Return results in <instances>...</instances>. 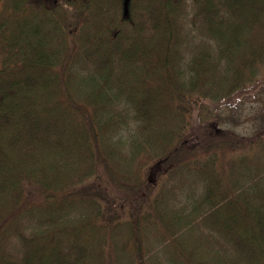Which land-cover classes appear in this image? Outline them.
Returning <instances> with one entry per match:
<instances>
[{
    "label": "trees",
    "instance_id": "16d2710c",
    "mask_svg": "<svg viewBox=\"0 0 264 264\" xmlns=\"http://www.w3.org/2000/svg\"><path fill=\"white\" fill-rule=\"evenodd\" d=\"M258 88L264 0H0V264H264Z\"/></svg>",
    "mask_w": 264,
    "mask_h": 264
},
{
    "label": "rangeland",
    "instance_id": "374dc122",
    "mask_svg": "<svg viewBox=\"0 0 264 264\" xmlns=\"http://www.w3.org/2000/svg\"><path fill=\"white\" fill-rule=\"evenodd\" d=\"M263 86V85H262ZM261 86V87H262ZM260 89H254L251 92H247V94H243L242 101L237 102V109L235 108L233 111L226 112L225 108H222L220 110L221 115L224 119V122L226 126L235 128L236 132L240 133H250L251 130H253L255 127H257L262 120V116H264L263 113V105L260 104V101H264V93L262 91H259ZM248 96V97H247ZM250 96V97H249ZM253 100V102H252ZM241 109V110H240ZM239 113L241 116H239L237 113ZM230 116V118H233L230 121H227L229 119H226V117ZM241 122L240 124H238Z\"/></svg>",
    "mask_w": 264,
    "mask_h": 264
}]
</instances>
